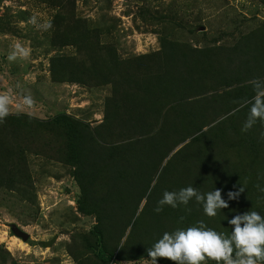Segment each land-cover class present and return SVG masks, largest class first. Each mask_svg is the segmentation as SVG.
Listing matches in <instances>:
<instances>
[{
    "label": "rangeland",
    "instance_id": "1",
    "mask_svg": "<svg viewBox=\"0 0 264 264\" xmlns=\"http://www.w3.org/2000/svg\"><path fill=\"white\" fill-rule=\"evenodd\" d=\"M256 84L264 87V0H0V96L9 115L47 130L17 136V148L12 128H0L9 143L0 147V264H148L147 249L174 230L168 205L153 209L181 176L201 195L221 190L229 207L214 218L189 201L218 232L250 210L264 216L255 187L264 186V125L242 133L250 105L232 111ZM61 116L108 147L149 139L130 143L139 158L130 151V163L106 166L117 188L107 202L102 183L84 193L66 131L46 124ZM84 159L95 169L99 154ZM240 183L245 192L229 200Z\"/></svg>",
    "mask_w": 264,
    "mask_h": 264
},
{
    "label": "clouds",
    "instance_id": "2",
    "mask_svg": "<svg viewBox=\"0 0 264 264\" xmlns=\"http://www.w3.org/2000/svg\"><path fill=\"white\" fill-rule=\"evenodd\" d=\"M35 22L36 16L29 18L28 23ZM44 27L50 28L51 25L45 23ZM16 50L21 56L28 54L19 46ZM15 58L14 54L8 56L10 61ZM252 91L254 95L250 100L232 110L235 113L240 111L241 107L250 105L241 126L242 133H247L258 121L264 125V87L256 84ZM24 103L30 104L31 100L25 99ZM8 104V96H0V121L8 115ZM261 135L264 136V133ZM240 184L238 192L232 190L227 192L229 200H236L240 193L245 192L246 186ZM255 187L260 194L258 199H264V186L257 183ZM193 198L201 203L203 215L208 218L216 217L219 210L229 207L222 199L219 188L201 195L193 187L187 186L181 188L178 193L165 191L163 199L158 201V206L153 211L159 214L164 210V205L176 209L177 200L187 206ZM186 211L190 212L191 209L188 208ZM180 219L183 220V217ZM227 223L233 226L229 234L208 227L203 220L188 227H177L171 232H163L147 249V257H150L147 259L148 264H157L158 258L171 261L172 264H205L206 260H211L214 264H264V216L258 211L250 210L246 214L234 216Z\"/></svg>",
    "mask_w": 264,
    "mask_h": 264
},
{
    "label": "trees",
    "instance_id": "3",
    "mask_svg": "<svg viewBox=\"0 0 264 264\" xmlns=\"http://www.w3.org/2000/svg\"><path fill=\"white\" fill-rule=\"evenodd\" d=\"M101 75L104 76L105 74L102 73ZM116 118L118 119V116H115V119ZM25 119L26 117L23 116H11L8 114L2 121H0V128L2 125H8L10 128H12L13 130L12 136L15 138L12 139V143L16 144L17 148L21 146L20 144L21 140H16L17 136L19 139H30L32 135L38 137L36 131L40 132L42 135H44L45 131H47L46 129H44L43 126L44 123L38 125L39 128H35L33 127V125L30 126V123L27 122ZM36 123H41V122H36ZM46 124H48V127L54 125V126H58L61 130L66 131V134L64 135L68 140L67 146L72 156L70 161L72 166L75 167L76 169V177H78L81 182L84 181L83 183L84 193L86 194V192H88L87 189H94L96 188V186L100 187L101 183H102L101 186L106 187V189H104L103 192L107 190V194L105 195V197H103L101 202H107L108 199H112L113 197L112 191H117V188L113 184L112 178L107 175V172L105 173L106 166H110L109 163L115 162V160H117V158L114 157H119V159H121L122 162L130 163L128 158L130 157L128 155L130 151L136 154V156L139 158L140 156L137 154L136 151L132 149V145L130 143H133L135 141L137 142L141 141L147 145L148 144L147 141H149V139H136L134 141L123 139L124 141L121 142L123 144L118 146L108 147L109 145L107 144L109 143H107L105 139H97V137L100 136L98 131H94L93 129L89 128V126L84 125L82 122L71 120L66 116L56 117L55 119L51 120L49 123ZM21 125H24L25 127H19ZM20 131H22V134ZM18 132H20V135H18ZM6 133L7 132H4V135L0 136L2 137V139H0V147L3 146L7 147L9 145V143L5 141L7 137ZM86 136H89V139H87ZM94 137H96V139ZM128 144H130L131 146H127ZM90 151L99 154V161L95 163V169H93L94 163L92 162L87 163L85 162L84 159V155L89 154ZM150 151L153 152V150ZM17 160L20 163L21 160L23 159L18 157ZM137 164L139 165L138 162ZM3 178H5V175L3 176L0 175V180H5ZM179 178L180 179H177L173 184V185H178L179 190H177V186H172L167 191L178 193L181 188L188 186V185L182 186L183 183L192 180V177H188V176L186 177L181 176ZM198 187L199 190H201L200 186ZM178 201L179 200H177V202ZM189 204L191 203L189 202ZM189 204L185 206L179 202L177 203L176 209H172L170 206H168L169 211L167 210V214L170 216L171 213V216L169 217V221L174 226L173 229L177 227H188L195 224L197 221L203 220L202 218L199 217L198 207L193 203L191 205ZM188 208L191 209L190 212L186 211V209ZM110 209L114 210L113 204L111 205ZM179 213H182L183 220L178 218ZM173 217H176L175 223L172 220Z\"/></svg>",
    "mask_w": 264,
    "mask_h": 264
},
{
    "label": "water",
    "instance_id": "4",
    "mask_svg": "<svg viewBox=\"0 0 264 264\" xmlns=\"http://www.w3.org/2000/svg\"><path fill=\"white\" fill-rule=\"evenodd\" d=\"M14 233L16 236L22 238L24 241H26L29 238V235L26 234L24 231H22L21 229L18 228H14L13 229Z\"/></svg>",
    "mask_w": 264,
    "mask_h": 264
},
{
    "label": "bare ground",
    "instance_id": "5",
    "mask_svg": "<svg viewBox=\"0 0 264 264\" xmlns=\"http://www.w3.org/2000/svg\"><path fill=\"white\" fill-rule=\"evenodd\" d=\"M21 245H23V246H24V244H21Z\"/></svg>",
    "mask_w": 264,
    "mask_h": 264
}]
</instances>
